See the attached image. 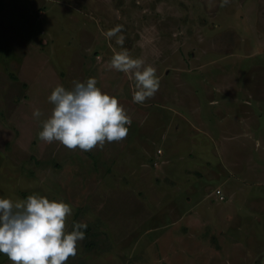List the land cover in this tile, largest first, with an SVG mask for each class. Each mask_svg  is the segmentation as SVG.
Wrapping results in <instances>:
<instances>
[{
    "label": "rangeland",
    "instance_id": "rangeland-1",
    "mask_svg": "<svg viewBox=\"0 0 264 264\" xmlns=\"http://www.w3.org/2000/svg\"><path fill=\"white\" fill-rule=\"evenodd\" d=\"M221 2L0 0V198L18 200L36 193L70 204L73 213L67 221L68 230L74 221L87 223V228L82 229L85 239L78 242L77 255L66 264H264V198H243L247 189L239 192L234 180L227 188L221 187L223 192L230 188L233 196L224 193L225 198L216 199L225 209L219 223V215H214L216 201L209 198V221L217 229L209 227L201 235L197 233L200 242L190 243L185 238L179 240L174 233L178 231L175 227H180L175 226L172 236L164 234L165 243L159 244L152 234L131 229L129 235L123 200H111L131 198L124 194L129 179L123 169L129 157L118 155L123 140L85 152L38 137L42 122L54 107L48 100L54 87L61 84L71 90L74 80L85 82L90 77L102 91L116 96L125 109L131 106L136 113L142 111L139 115L152 113L146 122L150 128L158 126L163 116H154L157 92L139 109L132 98L135 80L109 68L114 52L122 49L153 66L159 79L170 85L191 83L200 90L201 99L206 81L217 82L219 87L231 83L235 90L243 85L248 91L235 93L236 104L254 110L263 91L257 85L264 83V0H229L224 7ZM117 25H123V30L107 38L106 32ZM121 35L123 45L116 43ZM219 93L213 91L218 100L224 99L226 95ZM34 109L41 111L39 118L33 116ZM156 143L164 148L159 140L149 144L154 148ZM168 157L181 160L175 154ZM185 160L189 163L192 159ZM152 162H140L143 170L140 167L135 172L142 171L148 179V166L155 165ZM211 164L218 165L212 156ZM210 180L211 188L222 184ZM188 247L208 250L192 254ZM0 264L11 262L0 253Z\"/></svg>",
    "mask_w": 264,
    "mask_h": 264
},
{
    "label": "crops",
    "instance_id": "crops-1",
    "mask_svg": "<svg viewBox=\"0 0 264 264\" xmlns=\"http://www.w3.org/2000/svg\"><path fill=\"white\" fill-rule=\"evenodd\" d=\"M159 80V90L155 95L157 113L154 116L158 118L162 115L163 119L158 121L157 127L150 128L151 124L146 122L152 113L139 115L142 111L136 113L131 106L126 109L132 121L128 131L134 133L128 132L120 143L121 151L118 155L129 157L125 163L127 167L123 169L129 179L124 184L127 189L124 194L131 198L111 200H123L122 208L126 213L124 221L127 222L125 228L129 229V235L131 229H135L141 234L155 235L158 243L162 244L165 243L164 234L172 236L173 227L179 226L180 229L175 227L178 231L174 234L180 236L179 240L185 238L191 243L199 241L197 233L201 235L209 227L218 228L209 221L212 209L209 198L216 201L214 215H219L217 223L223 217L225 209L216 200L219 198L216 188H227L226 185L234 180V186L240 189L239 192L247 189L243 198H264V120H261V115H264V107L261 105L264 103V83L257 85L263 91L257 97L258 107L253 110L239 108L236 104L235 93L248 91L243 85L241 90H235V85L231 83H222L219 87L217 82L210 84L204 77L206 83L202 85L201 99L200 90L189 82H171L170 85L167 80ZM169 86L172 91L168 90ZM215 90L220 92L221 97L222 94L226 95L225 98L218 100L213 94ZM179 92H182V96ZM145 102L151 100L147 99ZM138 106L140 109L141 105ZM219 107L221 110L216 109ZM219 111H222L221 115ZM211 120L214 124L209 122ZM136 124L138 127L133 128ZM158 140L165 143H162L164 148L157 143L154 148L149 144ZM194 150L197 152L194 153ZM168 154H175L181 160L172 161ZM211 156L218 165L212 166ZM185 157L192 159L191 162L187 163ZM146 159L153 161L152 166L155 162L153 167L148 164L151 169L148 179L143 178L142 171L135 172L141 167L139 163ZM115 166L112 167L113 170ZM141 168L143 170V165ZM114 177L116 176L112 175L111 179H115ZM210 178L217 179L222 184L211 188ZM108 183L111 185V181ZM151 186H154V190ZM137 187L140 188L139 191ZM229 189L226 192L221 190L220 194L224 198V193L229 198L232 197L233 191ZM133 209L136 211H132ZM222 223L225 226L227 219ZM124 233L126 234L125 230ZM189 235L191 238L186 237ZM172 240V237L168 238L169 242ZM192 248L194 249L190 250L188 247L192 254L208 250L203 247L198 252V247Z\"/></svg>",
    "mask_w": 264,
    "mask_h": 264
},
{
    "label": "clouds",
    "instance_id": "clouds-1",
    "mask_svg": "<svg viewBox=\"0 0 264 264\" xmlns=\"http://www.w3.org/2000/svg\"><path fill=\"white\" fill-rule=\"evenodd\" d=\"M228 3L222 0L220 6ZM122 30L123 25H117L105 35L116 37ZM124 39L118 36L116 43L123 45ZM109 68L135 80L134 103L143 104L159 90L156 69L141 58H133L127 49L114 52ZM48 100L54 107L38 133L42 141H58L69 150L88 152L127 137L130 116L116 96L97 86L95 78L74 80L71 90L57 84ZM41 115L39 109L33 110L34 117ZM72 213L65 201L36 193L18 200L0 198V253L11 264H66L77 255L78 242L85 239L82 229L87 228V223L74 221L68 230Z\"/></svg>",
    "mask_w": 264,
    "mask_h": 264
},
{
    "label": "built area",
    "instance_id": "built-area-1",
    "mask_svg": "<svg viewBox=\"0 0 264 264\" xmlns=\"http://www.w3.org/2000/svg\"><path fill=\"white\" fill-rule=\"evenodd\" d=\"M215 192H216L217 194H219V198H220V199H223V198H224V196H223L222 194H220V193H221L220 190H216Z\"/></svg>",
    "mask_w": 264,
    "mask_h": 264
}]
</instances>
